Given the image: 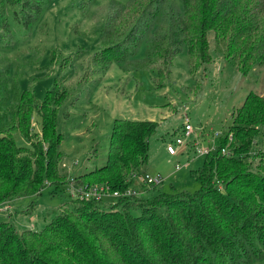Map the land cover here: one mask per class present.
<instances>
[{
	"label": "trees",
	"instance_id": "trees-1",
	"mask_svg": "<svg viewBox=\"0 0 264 264\" xmlns=\"http://www.w3.org/2000/svg\"><path fill=\"white\" fill-rule=\"evenodd\" d=\"M52 1L0 0V40L9 37V15L30 29ZM213 43L217 55L243 77L264 66V0L113 2L101 34L103 49L94 62L106 70L117 64L127 74L151 71L157 87L164 88L183 51L193 78L206 72ZM143 45L147 49L140 60ZM5 74H0V207L36 200L48 187L55 196L66 197L64 186L71 174L63 166L64 134L57 128L63 85L56 82L39 104L19 84L10 90ZM36 115L42 117L41 134L34 131ZM263 125L264 96L251 92L233 112L228 132L215 140L216 149L206 155L203 168L193 171L202 183L194 195L144 187L145 194L157 192L115 203L69 199L41 231L19 232L0 222V264L264 261V150L255 147ZM157 128L155 122L116 119L105 164L76 179L112 191L129 188L145 172ZM17 131L29 139L30 147L16 143Z\"/></svg>",
	"mask_w": 264,
	"mask_h": 264
},
{
	"label": "rangeland",
	"instance_id": "rangeland-1",
	"mask_svg": "<svg viewBox=\"0 0 264 264\" xmlns=\"http://www.w3.org/2000/svg\"><path fill=\"white\" fill-rule=\"evenodd\" d=\"M116 1L125 4L129 0H53L30 29L9 15V37L0 40V74L6 73L10 90L13 83L19 84L22 90L31 91L39 104L56 82L63 85L57 128L64 134L60 147L63 166L71 175L105 164L116 119L150 121L158 128L150 138L149 161L143 170L164 179L158 192L194 195L202 183L193 171L202 169L206 160L199 151L210 147L215 151L212 143L216 134L228 132L233 112L249 93L264 96V66L243 77L217 55L213 43L212 61L207 71L198 75V81L192 77L186 51L177 56L164 88L157 87L155 76L148 70L127 74L117 64L106 70L94 62V57L103 49V26ZM209 35L212 40L214 34ZM146 49L143 45L138 59L145 57ZM185 106L189 107L193 134L185 145L178 146L175 141L180 137L181 108ZM34 131L42 132L40 115L35 117ZM190 140L200 143L198 149L194 143L188 144ZM15 141L31 146L20 131L15 133ZM256 143L257 149L264 150V125ZM169 144L175 145L176 155L168 153ZM260 174L264 176V165ZM156 190L146 196H153ZM68 200V196H55L48 187L36 200L24 198L3 205L0 222L11 223L19 232L41 231Z\"/></svg>",
	"mask_w": 264,
	"mask_h": 264
},
{
	"label": "built area",
	"instance_id": "built-area-1",
	"mask_svg": "<svg viewBox=\"0 0 264 264\" xmlns=\"http://www.w3.org/2000/svg\"><path fill=\"white\" fill-rule=\"evenodd\" d=\"M181 112L183 114V125L180 128L179 138L176 139L175 144L178 146L185 145L184 143L192 137L193 127L191 125V119L189 117V107L185 106L181 108ZM221 136V134H216L215 140ZM194 143L195 150L198 149L200 143L197 141L192 142L191 140L188 142L190 145ZM215 146V142L212 143ZM216 148V146H215ZM167 151L170 155L174 156L177 154V149L175 145L169 144L167 146ZM201 155H208L212 151L211 147L207 149H203L199 151ZM225 150L223 153L225 154ZM180 170V167L176 168ZM164 179L160 175H152L148 171L143 172L142 174H138L134 177V181L132 186L122 191H112L109 186H100V185H83L78 182L76 176L71 175L68 179V182L65 184V194L72 200H95V201H106L115 203L118 200L123 198H132L135 196H142L145 194L144 187L149 189H153L156 187H161L164 184ZM3 209L0 207V212Z\"/></svg>",
	"mask_w": 264,
	"mask_h": 264
}]
</instances>
